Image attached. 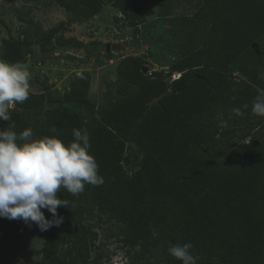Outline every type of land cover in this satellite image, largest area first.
Returning a JSON list of instances; mask_svg holds the SVG:
<instances>
[{
	"label": "trees",
	"instance_id": "obj_1",
	"mask_svg": "<svg viewBox=\"0 0 264 264\" xmlns=\"http://www.w3.org/2000/svg\"><path fill=\"white\" fill-rule=\"evenodd\" d=\"M58 1L72 21L90 19L107 2L135 34L146 21L147 0ZM182 2L187 10L179 12ZM157 15L168 23L167 47L177 57L169 71L146 72L144 58L130 55L99 106L90 96L91 73L83 72L58 97L49 86L30 91L9 110V121L0 119V129L31 128L34 137L58 135L65 143L73 128L86 132L104 178L76 196L57 193L70 209L58 207L63 223L48 229L34 261L17 252L23 221L0 218V264H102L93 258L98 233L91 220L104 216L121 225L132 264L152 256L182 264L168 247L188 242L197 264H264V117L251 112L264 89V0H159ZM0 51L12 63L22 54L11 39ZM173 72L180 76L169 81Z\"/></svg>",
	"mask_w": 264,
	"mask_h": 264
},
{
	"label": "rangeland",
	"instance_id": "obj_2",
	"mask_svg": "<svg viewBox=\"0 0 264 264\" xmlns=\"http://www.w3.org/2000/svg\"><path fill=\"white\" fill-rule=\"evenodd\" d=\"M184 6L182 2L177 10L186 11ZM158 7L159 0L145 2L146 21L135 34L128 20L109 2L99 14L81 22L72 21L71 13L58 0H0V44L3 39L20 44L22 54L18 62L28 66L30 91L33 92L49 86L52 95L58 97L68 90L77 75L90 72V96L93 104L99 106L106 100L107 91L114 88L118 80L117 65L123 58L142 56L146 72L169 71L168 64L177 58L173 49L167 47L173 40L167 31L166 19L157 15ZM50 35L53 38L49 41ZM76 40L83 42L85 47L78 46ZM107 43L122 46L108 49ZM45 50L52 53L45 54ZM179 76V72H173L168 79L171 81ZM55 105L54 102L46 104L44 109ZM125 165L127 170L131 169L130 165ZM44 214L48 218L45 211ZM91 224L98 233L93 258L102 264H132L120 239V224L106 216L96 217ZM47 231L22 222L16 243L19 257L29 262L38 259ZM140 262L162 264V258L152 256Z\"/></svg>",
	"mask_w": 264,
	"mask_h": 264
},
{
	"label": "clouds",
	"instance_id": "obj_3",
	"mask_svg": "<svg viewBox=\"0 0 264 264\" xmlns=\"http://www.w3.org/2000/svg\"><path fill=\"white\" fill-rule=\"evenodd\" d=\"M30 80L27 65L0 58V119L9 121V110L29 98ZM243 108L247 109L248 105ZM232 111L244 115L241 108ZM251 112L264 117V89H258ZM221 124L226 126L227 122ZM72 136L65 143L58 135L34 137L31 128L19 133L14 125L0 129V218L22 220L28 226L35 224L40 231L59 227L63 217L58 215V207L69 208V201L57 195L61 189L76 196L84 191L86 184L104 183L90 152L89 136L78 128L72 129ZM42 209L51 214L50 219ZM192 247L190 242L171 244L168 253L182 264H197V257L190 251ZM135 251H140L139 243Z\"/></svg>",
	"mask_w": 264,
	"mask_h": 264
},
{
	"label": "water",
	"instance_id": "obj_4",
	"mask_svg": "<svg viewBox=\"0 0 264 264\" xmlns=\"http://www.w3.org/2000/svg\"><path fill=\"white\" fill-rule=\"evenodd\" d=\"M9 1H11V0H9ZM121 46L122 45L115 44V43H112V44L111 43H107V48L108 49H110V48H114L115 49V48H119ZM51 53H52L51 51H48V50L45 51V54H51ZM166 94H168V91H165V92L161 93L160 95L154 97L152 100L149 101V104L153 105L154 103H158L160 101V99Z\"/></svg>",
	"mask_w": 264,
	"mask_h": 264
}]
</instances>
